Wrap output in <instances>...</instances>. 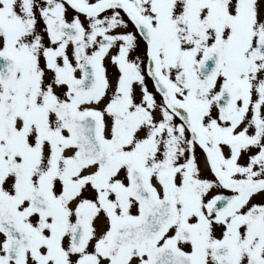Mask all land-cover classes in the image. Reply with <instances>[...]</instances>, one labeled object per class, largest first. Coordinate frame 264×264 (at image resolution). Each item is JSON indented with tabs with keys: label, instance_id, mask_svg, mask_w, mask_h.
<instances>
[{
	"label": "snow or ice",
	"instance_id": "6c2138e0",
	"mask_svg": "<svg viewBox=\"0 0 264 264\" xmlns=\"http://www.w3.org/2000/svg\"><path fill=\"white\" fill-rule=\"evenodd\" d=\"M0 264H264V0H0Z\"/></svg>",
	"mask_w": 264,
	"mask_h": 264
}]
</instances>
